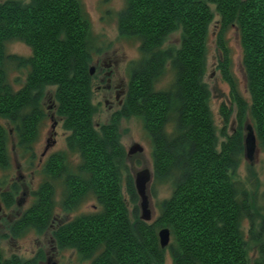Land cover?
I'll return each mask as SVG.
<instances>
[{
  "label": "trees",
  "instance_id": "16d2710c",
  "mask_svg": "<svg viewBox=\"0 0 264 264\" xmlns=\"http://www.w3.org/2000/svg\"><path fill=\"white\" fill-rule=\"evenodd\" d=\"M118 17L120 36L138 40L141 57L128 67L124 105L97 128L96 76L90 68L94 51H101L93 48L90 21L80 0L0 1V119L4 121L0 122V170L5 174L0 179V202L4 211L18 206L27 186L19 183L23 177L17 181L9 173L12 146L20 150L29 167L38 159L34 145L46 119L42 101L48 87H55L56 113L68 132L67 148L81 160L75 173L67 172L62 155H52L44 162L41 170L46 179L39 189L30 190L34 200L10 224V238H22L32 229L38 235L50 232L60 251H75L87 264H166V251L171 264H264L263 243L257 246L262 257L251 261L250 242L241 228L246 216L250 233H255L250 196L233 182L230 173L246 150V134L241 130L245 121L257 143L264 146V0H127ZM211 27H215L214 33ZM178 31L180 46L165 47L169 36ZM230 31L239 45L250 100L242 94L233 72ZM213 35L221 77L230 88L232 101L231 107L224 103L220 110L226 138L221 143L204 79ZM13 40L26 43L31 55L7 54V42ZM9 63L29 67L20 90L9 82ZM168 69L174 76L172 87L155 90ZM135 116L143 120L152 138L157 178L174 188L151 222L139 217L138 207L135 218H130L121 189L126 152L120 123ZM170 122L175 124L174 132L168 134ZM231 122H237L240 130L229 135L226 127ZM63 176L66 197L60 215L75 211L88 196L95 198L100 210L70 221L58 217L53 181ZM127 176L133 201L138 200L134 179ZM54 216L59 221L52 230ZM259 227L264 231V219ZM163 228L171 233L165 248L159 237ZM1 238L0 264L48 261L43 251L32 259L16 254L7 257ZM262 238L260 234L254 239L263 242Z\"/></svg>",
  "mask_w": 264,
  "mask_h": 264
},
{
  "label": "rangeland",
  "instance_id": "374dc122",
  "mask_svg": "<svg viewBox=\"0 0 264 264\" xmlns=\"http://www.w3.org/2000/svg\"><path fill=\"white\" fill-rule=\"evenodd\" d=\"M4 1V0H0ZM82 8L87 15V19L90 21V30L92 34L93 40V48L96 51H101L97 53L94 51L93 56V66L99 60L115 61L116 67L113 68L115 72V81L116 84H119L120 81H128V67L133 61H139L141 57L140 53V43L136 39H130L126 37L120 36L119 28H118V15L122 10L126 8L127 0H80ZM214 8V7H213ZM218 19V17H216ZM211 32L214 33L215 27H211ZM214 36L211 38L209 42V50H208V59H207V73L205 76V82L210 91V111H212L213 122L216 127V132L218 134V142L221 143L225 140V136L223 134V128L225 123L223 121V114L221 110L222 104H226L228 107H231L232 101L229 99L230 88L228 84L221 77V70L219 67L220 56L218 55L217 46L215 45ZM235 34L233 32H229V43L230 45V56L232 57V67L235 77L238 79L239 88L246 97V99L250 100L249 96L246 95L244 84L245 78L243 77V73L240 66V49L239 45H237L236 40L234 39ZM181 43L180 32H176L175 34L169 36V38L165 42L166 46L171 47H179ZM6 53L9 55H16L19 57H29L31 54V50L26 43H22L18 40H13L7 42V50ZM8 76L9 82L14 88V90H20L26 83L27 74L29 71V67H19L18 65L9 63L8 64ZM102 73H98L97 76L93 80V94H94V103L98 105V113L95 115V126L100 128L101 125L109 122L114 113L122 108L119 106L117 100L113 98V108L110 109L111 105L105 104V96L108 95L107 92L102 88L98 89L100 86L99 79L101 78ZM174 83V76L170 69L166 71V74L160 76L158 82L155 85V90L167 91L170 87H172ZM121 92V91H120ZM55 87H48L45 91V99L42 101V107L45 111V120L40 126L38 142L34 145V151H36L38 155V159L35 163L34 167H29L25 160L21 158L20 150L15 146L11 150L12 163L13 168L9 172L12 173V179L19 180V177H23L19 180V183L24 186L27 184L29 191L39 189L42 182L46 179L45 173L41 170V166L44 162H48L52 155H62L64 157V161L66 162L67 169L69 173L78 172V166L80 164L79 158L71 154L70 150L67 148V136L68 132L63 128V120L62 117H58L57 109L55 107ZM121 100L122 95L120 96ZM126 97V96H125ZM108 98V97H107ZM125 99V98H124ZM0 122L4 124V121L0 119ZM250 122V121H249ZM55 125V128L52 129V125ZM174 123L170 122L166 132L168 134L174 132ZM248 120L244 122L243 128L241 129L246 135L249 132L247 130ZM53 130L56 131V135L51 136ZM240 130L237 122H231L226 127V132L229 135L234 134ZM120 137L121 144L125 148L126 159L125 162V173L123 176L122 182V191L123 195L128 207V212H130V218L133 220L135 218V209L138 207L139 217L142 214L140 209V201L139 196L138 200L133 201L131 191L128 190V180L127 175H131L134 179V176L138 173V171L150 168L152 170V177L149 184V194L152 200L151 209L153 211V218L151 221L155 220L159 214V205L170 198L174 188H172V184L163 182L162 179L159 180L155 174L154 169V146L151 136L148 134L144 122L139 117H130L125 118L120 123ZM55 139L56 144L50 148L49 156L42 157L41 154L44 152V148L46 147L49 140ZM11 140L13 138L11 137ZM53 141V140H52ZM139 143L143 146L144 151L142 153L137 152V154L129 155L128 151L132 145ZM41 158V160H40ZM41 161V162H40ZM39 164V166H38ZM238 167L235 171H231L232 180L234 183H238L243 188L248 191V195L250 196V207L251 213L254 214L255 222H254V231L255 233H250V219L244 217V221L242 222L241 228L245 233V239L250 242L248 244L249 254L251 255V261L262 257L259 256L258 247L260 243L264 244V231L259 227L260 222L264 219V146L262 144L257 143V146L254 150V154L251 157H247V153L243 152L241 158L239 159ZM66 174V173H65ZM64 174V175H65ZM5 174L0 170V179L4 178ZM65 176L63 178L54 179L53 183L55 184V201H56V214H60V209H62V201L66 197L65 192ZM64 180V181H63ZM135 183V179H134ZM6 190V189H4ZM0 191H2V186L0 185ZM23 193V191H22ZM25 193V192H24ZM20 197L27 198V195L21 194ZM26 204L24 202L21 206L14 205L11 209L4 211V207H2V203L0 202L1 214H0V238L2 239V247L5 250L6 256L11 257V255H18L19 257H23L24 259H32L35 254L39 251H43L46 254L49 253V256L55 253L53 251V246L50 244L52 234L50 232L43 233V235H38L35 229H32L27 234H24L22 238H18L17 240L11 239L10 236L13 234L11 232L10 224L15 221L17 216L21 215V212L27 208L31 207L32 201L34 200V196L29 197ZM95 198L88 196L82 201L75 211L70 213L71 219H74V216L83 215L85 213L90 214L96 212L98 209V203L94 200ZM26 200V199H25ZM259 209L258 212L257 209ZM6 212V213H5ZM14 217L12 219H8L7 217ZM61 218H66L65 215H60ZM8 220V221H7ZM131 220V221H132ZM262 235L263 242H257L254 238H259V235ZM260 239H258L259 241ZM167 255V263L171 264V258L169 251H166ZM57 258L59 259V264H69L71 261L73 264H87L84 261H80V258H74L72 250L60 251L57 253ZM43 264H47L44 262ZM89 264V263H88Z\"/></svg>",
  "mask_w": 264,
  "mask_h": 264
},
{
  "label": "flooded vegetation",
  "instance_id": "af4514ba",
  "mask_svg": "<svg viewBox=\"0 0 264 264\" xmlns=\"http://www.w3.org/2000/svg\"><path fill=\"white\" fill-rule=\"evenodd\" d=\"M109 61H106V60H98L97 63L95 64V71H94V74L95 76H97L98 73H102V76L101 78L99 79V83H100V86L98 87L99 90H101L102 88L107 92L108 95L105 96L106 100H105V104H109L111 105L110 106V109L113 108L114 104H113V98H115L119 104V106H122L123 103H124V98L127 94V90H128V86H129V82L128 81H120L119 84H116L115 81H117L115 79V72L113 70L114 67H116V62L115 61H111L110 63H108ZM121 91V92H120ZM122 95V99L121 100L120 96ZM108 97V98H107ZM55 128V125L53 124L52 125V129ZM56 135V131L53 130L51 136L53 138V136ZM53 140V141H52ZM50 139L46 145V147L44 148V152L42 153V157H48L49 156V151H50V148L52 146H54L56 144V141L55 139ZM41 159V158H40ZM41 162V161H40ZM25 192V193H24ZM30 191L28 189V187L26 186L24 188V191H23V195H27L28 196V199L27 198H22L20 202H18V206H21V204L24 202V205L28 202L27 200H29V197H30ZM19 198V199H20ZM26 199V200H25ZM27 201V202H26ZM98 209L96 211H99L100 210V206L98 205L97 207ZM1 210V208H0ZM6 213V212H5ZM87 213L83 214V215H86ZM58 217L60 216V214H56ZM65 219L66 220H73L71 219V215L69 214H65ZM75 217V216H74ZM9 220L14 218L12 216L10 217H7ZM57 221H59V218L57 217H53V220H52V223H51V226H52V230H54L56 228V224H57ZM12 239V238H11ZM51 242H52V248H53V251L55 252L52 257L49 256V253L46 254L47 256V264H52L53 262L59 264V259L57 258V253L60 252V250L56 247V241H55V238L53 237L51 239ZM73 256L74 258L76 257L77 258V252L73 251ZM53 259V262L52 260L50 259ZM50 260V261H49ZM81 261V259H80ZM69 264H73L72 261L69 263Z\"/></svg>",
  "mask_w": 264,
  "mask_h": 264
},
{
  "label": "water",
  "instance_id": "95a60500",
  "mask_svg": "<svg viewBox=\"0 0 264 264\" xmlns=\"http://www.w3.org/2000/svg\"><path fill=\"white\" fill-rule=\"evenodd\" d=\"M95 71V66H91L90 73L93 75ZM249 132L246 135V150L247 157H251L254 154V150L257 146L256 136L254 131L250 128L247 129ZM144 151L143 146L139 143L134 144L128 151L129 155L137 154V152L142 153ZM152 170L149 168L142 169L138 171V173L134 176L135 179V188L137 190L139 201H140V209L142 211L141 219L145 222H151L153 218V211L151 209L152 200L149 194V184L152 180ZM160 243L162 248L167 247L170 243L171 233L168 228H163L159 234ZM52 264H57L56 262Z\"/></svg>",
  "mask_w": 264,
  "mask_h": 264
}]
</instances>
